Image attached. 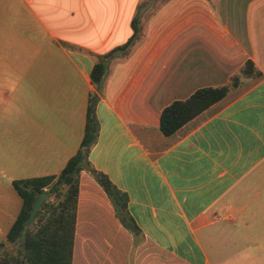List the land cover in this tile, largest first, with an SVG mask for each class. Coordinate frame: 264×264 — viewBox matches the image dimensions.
I'll return each instance as SVG.
<instances>
[{"label": "crops", "instance_id": "obj_1", "mask_svg": "<svg viewBox=\"0 0 264 264\" xmlns=\"http://www.w3.org/2000/svg\"><path fill=\"white\" fill-rule=\"evenodd\" d=\"M139 10V36L97 93L88 156L126 192L154 250L121 253L119 236L133 235L83 170L73 264L81 243L92 264H164L165 252L184 264H264V0H0L1 223L22 206L13 179L59 174L79 149L92 69L135 34ZM247 60L259 75L162 133L166 106L227 84ZM6 189L21 198L17 214Z\"/></svg>", "mask_w": 264, "mask_h": 264}, {"label": "trees", "instance_id": "obj_2", "mask_svg": "<svg viewBox=\"0 0 264 264\" xmlns=\"http://www.w3.org/2000/svg\"><path fill=\"white\" fill-rule=\"evenodd\" d=\"M140 13L141 10L133 19L135 34L130 40L100 55L92 69L95 90L90 96L85 133L77 152L59 174L13 179L12 184L22 198V206L6 234V241L0 243V264H73L80 175L83 170L89 171L105 190L121 224L134 237L142 236L140 227L129 212L126 192L120 190L107 174L96 169L88 156L98 139L100 127L94 107L95 97L102 90L110 60L127 51L139 36ZM259 74L260 70L254 62L247 60L240 73L232 75L227 84L202 87L187 99L173 101L161 113L162 133L173 135L187 121L238 87L242 75L253 77ZM45 190L49 198L38 210L33 223L28 224L33 202Z\"/></svg>", "mask_w": 264, "mask_h": 264}, {"label": "rangeland", "instance_id": "obj_3", "mask_svg": "<svg viewBox=\"0 0 264 264\" xmlns=\"http://www.w3.org/2000/svg\"><path fill=\"white\" fill-rule=\"evenodd\" d=\"M4 198H5V210L6 211H12L15 214H17V212L19 211V207H20V196L13 190V189H6L5 193H4ZM1 212V210H0ZM34 221V220H33ZM10 223V222H9ZM8 223V219L5 218L3 221V224L1 223V217H0V228L4 229V233L0 232V243L5 242L6 241V231L8 232V227L9 226ZM33 223V222H32ZM8 229V230H7ZM120 241H119V249L122 251V254H125V250L131 246L130 248V252L132 254V256L134 257V255L136 254L137 250L139 249V247L143 246V244L145 243V239L142 236H138V237H134V236H119ZM131 238H133V242L131 243ZM146 247L149 250H154V248L152 246H149L147 244H144V247H142L143 249H146ZM87 248V244L86 243H81L79 244V247L77 248V254L76 257L77 259H79V264H92L91 260L93 259L92 256L91 258H87L86 254H85V249ZM87 249H92L91 246H89ZM148 250H144V255L147 254ZM161 256V258L164 260V264H184V262L179 261L178 259L174 258L171 254L165 252L163 255H159ZM145 262V261H144ZM75 264H78L77 262H75Z\"/></svg>", "mask_w": 264, "mask_h": 264}, {"label": "water", "instance_id": "obj_4", "mask_svg": "<svg viewBox=\"0 0 264 264\" xmlns=\"http://www.w3.org/2000/svg\"><path fill=\"white\" fill-rule=\"evenodd\" d=\"M99 95L97 94L94 100V103L96 104V101L98 100ZM49 198V193L47 192V190H45L44 192L40 193L37 198L34 200L33 202V208L31 210L30 216L28 218L27 223L30 224L33 222V220L35 219V216L38 212V210L40 209V207L42 206V204Z\"/></svg>", "mask_w": 264, "mask_h": 264}]
</instances>
